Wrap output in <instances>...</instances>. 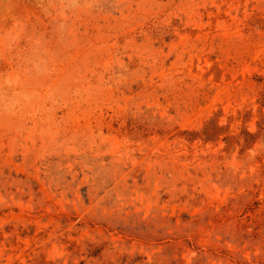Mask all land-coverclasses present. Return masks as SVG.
I'll return each mask as SVG.
<instances>
[{
	"label": "rangeland",
	"instance_id": "rangeland-1",
	"mask_svg": "<svg viewBox=\"0 0 264 264\" xmlns=\"http://www.w3.org/2000/svg\"><path fill=\"white\" fill-rule=\"evenodd\" d=\"M0 264H264V0H0Z\"/></svg>",
	"mask_w": 264,
	"mask_h": 264
}]
</instances>
